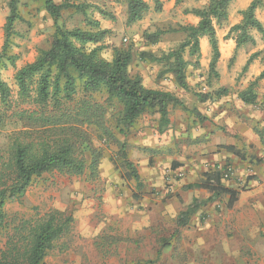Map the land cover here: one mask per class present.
<instances>
[{"label":"rangeland","instance_id":"374dc122","mask_svg":"<svg viewBox=\"0 0 264 264\" xmlns=\"http://www.w3.org/2000/svg\"><path fill=\"white\" fill-rule=\"evenodd\" d=\"M53 1L57 4L62 2V0ZM143 1L148 5V11L140 21L133 24H127L126 0H72L75 4L84 6L85 14L75 12L73 9L66 10L62 13L60 22L67 29L78 27L88 30L90 28L86 26L85 16L90 20L98 21L100 29L106 31L99 44L103 45L102 58L110 60L114 48L126 49L131 46L133 61L129 66L130 75L140 76L146 88L175 95L180 88L174 83L171 73L166 72L160 63L140 61L138 55L141 52H150L159 56L163 52L175 49L184 36L174 29L179 26L196 25L198 23L196 17L186 11L202 8L207 1L181 0L176 3V0H158L159 4L155 0ZM8 2L9 0H0V53L5 40L6 19L10 13ZM17 13L19 17L12 28L8 53L14 58V64L10 65L4 61L5 65L0 68V76L10 88L11 111L31 112L37 108L31 101H22L19 98L14 76L19 69L33 63L41 50L48 49L53 34V21L45 12L42 0H18ZM155 32L161 34L159 42L151 45L144 39V34ZM251 35L255 40V47L264 41V37L255 31H252ZM255 47H246L247 51L244 49L240 51L246 55ZM225 49V44L221 45V50ZM188 50L187 48L183 55L191 63L186 69V82L190 90L184 92L180 89L181 92L188 93L187 110L179 107L168 108L170 118L181 117L186 123L184 127L187 134L181 135L180 132L183 130L175 123L171 127L169 124L163 130L164 132L170 130L166 136H161L163 131L159 126L158 115L155 112H147L141 117L153 119V123H157L158 128L155 127L154 130L152 126L147 125L143 126L142 130H136L132 126L124 136L114 129L111 118L113 112L108 109L106 123L112 129L111 138L101 137L92 125L81 127L88 135L90 146L102 155L95 177L90 176L89 172L81 176H66L56 171L44 173L33 179L23 197L7 201L4 211L7 214L6 222L10 224L20 219L40 217L52 210L71 217L68 236L59 241L49 252L44 264H135L146 261H150V264H256L258 262V255L250 253V248L245 247L247 252L244 254L236 253L235 248L234 253L231 248L226 249L227 242L220 238V235H226L227 232H231L233 239L237 240L240 236L243 238L251 236L253 231L247 226L251 227L255 216L264 215V211L260 210L262 208L252 203V199L261 197V192L264 193V190L259 193L260 188L264 187V179L256 182L255 186H250L255 178L247 174V169L254 170L250 161L242 163L239 159L233 162L227 159L221 163V166L226 165L234 169V175L224 182L225 185L241 192V200L233 210L225 209L226 198H223L217 205L209 204L201 207L191 217L186 227H183L184 232H191L210 226L208 229L215 230L216 236L208 234L203 239L187 236L184 238L185 242L179 245L177 239L171 240L175 235L174 232L179 230L176 217L194 199L193 192L189 193L185 190L186 173L170 165L164 166L155 174H152V171L148 174L143 173L139 168L141 188L138 189L118 155L122 144L125 145L128 159H132L131 148L135 149L134 152H140L135 146L130 147L129 143L132 136L138 139L140 134H143V143L146 145L142 148L145 149L143 153H156L155 145L160 142H164L166 147L165 152L159 149L160 153H191L194 140L189 135L194 123L186 120L197 119L199 124L204 125L206 121L211 123L215 118L214 113L219 107L220 100L211 95V99L201 104L197 96H205L208 95L205 93L221 89L222 83L220 78L216 79L212 75L197 76L195 72L202 67L199 65L193 67L192 63L195 60L200 63L203 54L200 51L199 58L190 57ZM259 57H264V53ZM263 68L264 65H260L256 70L258 72ZM232 83L236 88H246L251 83H255L253 89L256 91L264 89V80L256 79L254 76L249 77L248 80L246 71L239 73ZM31 96H34L33 92ZM105 99L103 93L91 95L94 103L104 107ZM198 103L203 106V114L200 116L206 118L199 119L192 114L193 110H189L196 109L195 105ZM258 103L260 102L256 104ZM11 111L7 115H11ZM18 127L20 123H16L15 117L6 119L5 126H0L1 150L5 145L4 138ZM31 129L38 131L40 128L32 126ZM146 129L147 131H144ZM181 136L184 138L182 139ZM80 147L81 153H89L85 144ZM192 241L203 242L201 250H198L201 252L193 254L195 249L188 247ZM3 242L4 239L0 236V249ZM170 242L174 244L171 245ZM239 243L241 242L237 241V245ZM213 246L214 251H211ZM158 252L160 254L157 258Z\"/></svg>","mask_w":264,"mask_h":264},{"label":"trees","instance_id":"16d2710c","mask_svg":"<svg viewBox=\"0 0 264 264\" xmlns=\"http://www.w3.org/2000/svg\"><path fill=\"white\" fill-rule=\"evenodd\" d=\"M181 0H176L179 3ZM202 8L186 11L196 18V25L179 26L175 32L183 33V40L168 52L155 55L141 52L140 61L160 63L165 71L171 73L176 86L183 91L190 90L186 82V69L191 63L184 57L188 48L189 56L199 58V40L207 37L211 51L209 75L216 79V64L219 59V47L216 37V27L224 26L228 17V7L232 0H205ZM157 4L158 0H155ZM18 0H9V16L5 24V40L0 53V68L4 61L14 64V58L9 56L10 37L13 25L18 19ZM45 12L53 21V34L48 49L41 50L33 63L19 69L14 76L18 88V96L22 101H31L37 108L35 111H11L10 88L0 76V126H5L6 119L16 118L20 127L4 138V148L0 149V236L3 246L0 249V264H44V260L59 241L68 236L71 227V217L52 210L43 216L20 219L13 223L6 222L4 211L7 201L21 198L32 184L33 179L44 173L56 171L66 176H81L89 172L95 177L97 165L102 157L89 143L88 135L81 129L83 126H94L101 137L111 138V128L106 123L107 110L111 109L113 127L119 134L127 135L129 129L147 112L159 115V126L163 130L169 125V107H179L187 110L185 104L170 92L146 88L138 75H130L129 66L133 61V49L114 48L110 60L102 58L103 45H99L106 31L101 30L98 21L85 16L84 30L78 27L67 29L60 22L62 13L73 9L85 14L84 6L75 4L72 0H62L57 4L53 0H42ZM262 0H253L241 12L242 21L230 27L225 38H232L236 49L250 44L255 46L251 35L255 31L264 37V28L255 17V10L262 7ZM127 24L140 21L148 11V5L143 0H126ZM161 34L145 33L144 39L151 45L159 42ZM92 45L93 47H89ZM264 53V48L253 53L243 70L255 58ZM234 57L232 58V60ZM264 61V57L262 59ZM231 62V61H230ZM199 65L195 60L193 67ZM264 78V70L256 79ZM255 83L240 92L239 98L245 105L256 103L253 91ZM34 96H31V93ZM103 93L106 96V106L94 103L91 95ZM208 95H198L203 103L226 95L221 88ZM11 111V115H7ZM39 127L32 131L31 127ZM1 140V137H0ZM83 144L89 153H81ZM228 152L242 158L239 151L233 147H225ZM124 169L127 171L138 189L141 188L140 177L134 165L129 161L125 145L120 146L118 153ZM243 159V158H242ZM221 170L205 172L201 179L187 189H204L210 196L203 201L194 200L176 218L177 227L188 224L201 207L220 202L226 198L225 207L231 209L237 202L240 190L225 185L224 173ZM157 253V258L159 257ZM150 261L135 264H150Z\"/></svg>","mask_w":264,"mask_h":264},{"label":"crops","instance_id":"0c3cea01","mask_svg":"<svg viewBox=\"0 0 264 264\" xmlns=\"http://www.w3.org/2000/svg\"><path fill=\"white\" fill-rule=\"evenodd\" d=\"M252 1L253 0H232L228 7V17L224 26L219 28V30L216 28L218 47L220 46V56L216 64V72L218 73V78H220V82L222 83V87L220 88L226 90V95L217 99L218 101L220 100V104L217 108V111L214 113L215 118L211 123L206 121V124L201 125L199 122H197V119L192 118L191 120H186L192 124L194 123L189 135V137L193 138L194 140V146L191 149V153H160L161 151H158L159 149H162L163 152H165L166 147L164 142H160L157 145L154 144L157 148L156 153H143L145 149L142 148L146 147V145L143 143V134H140V136L138 135V139L133 138L132 136V140L130 139L129 141L130 147L133 145L136 147V149H140V152H134L135 149L131 148L130 157L132 159H129V161H131L137 170L138 175L140 172L139 168H141V172L143 171V173L148 174L150 171H152V174H155L166 165L175 166V169L183 170L186 173V179L184 183L186 185L185 190H187L189 193L193 192V201L206 200L210 194L204 189H187L186 187L188 185L197 183L201 179L203 173L213 171L215 167L220 166L221 163L227 159H230L229 161L232 162L239 159L242 163L250 161L253 164V176H255L254 179L256 180L254 181L253 179V182L250 184L251 187L255 186V184H257L256 182H258L260 179H264V89L258 91L253 89L257 97L256 103H260L245 105L240 100L239 94L240 92L247 89L249 85L246 88H236L234 83H232L234 78H236L239 73L244 71L243 68L250 56L264 48V41H261L260 45L258 43L256 47L252 46L255 47V49L245 55L242 54L240 50L244 49L247 51V48L251 47L250 44H246L245 46L236 49L235 41L231 37L228 39L224 37L225 34L228 33L230 27L239 24L242 21L241 12L247 9ZM262 4V7L257 8L254 14L256 19L262 24L264 28V0H262ZM195 19L198 20L197 18ZM223 44H225V50H221V45ZM199 47L201 53L203 54L202 60H200L199 63V66L202 68L201 70L194 72L195 74L197 73V76L202 74L204 77H206L209 76L208 66L211 59V51H209L210 47L208 45L207 37L200 38ZM233 57L234 59L232 60ZM261 59L262 57L255 58L247 66L245 71L246 76H248V80L249 77L251 78L252 76L257 78L264 70V68L258 72L256 70L258 66L264 65ZM262 80H264V78ZM184 92H181V90L178 89L177 92H175V96L179 98L185 104V106H187L188 93ZM201 104H196V109L188 108L189 110H193L192 114L199 119L206 118L200 116V114H203V106ZM168 119L170 127L172 124L177 123L183 130L180 132V134H187L185 133L186 128L184 127L186 123L182 121L181 117L170 118L168 116ZM153 122V119L144 116L143 118L141 117L138 121H136L133 126L136 130H142V127L147 125L152 126L153 129L155 127L158 128L157 123L154 124ZM144 131H147V129ZM169 132V129L165 132L163 131V133H161L163 135L161 136H166V133ZM181 138L183 139L184 136H181ZM229 146L235 148L236 151H239L243 159H240L234 156V154L231 152H228L225 147ZM138 154H140V156H138ZM261 190H264V187L260 188L259 193ZM261 195V197L252 199V203H255L259 208H262L260 209L261 211H264V193L261 192ZM240 200L241 192H239L237 202L234 204V206L231 209H227L226 207L225 209L228 211L233 210ZM214 204L217 205L219 202L215 201L212 203V205ZM209 227L210 226H206L202 229L198 228L200 230L191 232H184L183 227H177L179 230L174 232L175 235L171 238V240L177 239L176 242L179 243V245H182V243L185 242L184 238L187 236H191L193 239H203L207 237L208 234H213L215 237V230L210 231L208 229ZM247 228H251L253 231L251 236H246L247 238L240 236L238 240L233 239L231 232H227L226 235L223 236L220 235V238L221 240L225 239V242H227V245H225L226 249L231 248L234 250V253L235 248L236 253L239 254H244L247 252L245 247L250 248V253L258 255V262L256 264H264V256H262L264 254V215L255 216L253 218L251 227L247 226ZM248 240L250 241L249 244ZM237 241H240L241 243L237 245ZM202 243L203 242L201 241H192L190 244H188V247L194 248L195 251L193 254H197L198 252H201L198 250H201L203 246ZM170 244L173 245L174 243L172 244L170 242ZM213 249L214 246L212 247L211 251H214Z\"/></svg>","mask_w":264,"mask_h":264},{"label":"built area","instance_id":"2783aa9c","mask_svg":"<svg viewBox=\"0 0 264 264\" xmlns=\"http://www.w3.org/2000/svg\"><path fill=\"white\" fill-rule=\"evenodd\" d=\"M226 166V165H225ZM223 166H217V167H215L214 168V170L215 169H217V170H221V168H222ZM213 170V171H214ZM247 174L249 175V176H253V170L251 169V168H249V169H247ZM234 175V169L232 168V167H230V166H226V170H225V173H224V179L225 180H229V179H231L232 178V176Z\"/></svg>","mask_w":264,"mask_h":264}]
</instances>
